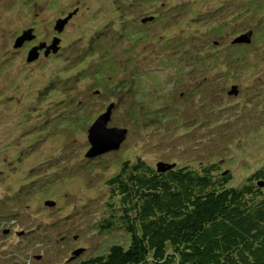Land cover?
I'll return each mask as SVG.
<instances>
[{"label":"rangeland","instance_id":"obj_1","mask_svg":"<svg viewBox=\"0 0 264 264\" xmlns=\"http://www.w3.org/2000/svg\"><path fill=\"white\" fill-rule=\"evenodd\" d=\"M114 1H125L127 29L144 33L145 44L109 30L95 43V27L113 20L121 33L125 24L111 0H0V264H73L124 241L123 232L97 231L105 181L123 160L194 168L216 161L231 173V187L264 162V0ZM70 12L57 34L55 22ZM149 15L155 18L146 22ZM29 30L34 37L14 48ZM249 32L250 70L222 82L232 40ZM54 37L57 51L43 56ZM174 49L208 65L177 82L161 63ZM108 109L107 128L126 130L125 140L117 151L86 158L87 131Z\"/></svg>","mask_w":264,"mask_h":264},{"label":"trees","instance_id":"obj_2","mask_svg":"<svg viewBox=\"0 0 264 264\" xmlns=\"http://www.w3.org/2000/svg\"><path fill=\"white\" fill-rule=\"evenodd\" d=\"M111 1L115 7L116 2ZM119 6H124V9ZM119 6L114 8L113 16L125 22L121 33L109 26L110 23L114 25V21L110 20L104 25V30L95 27V43L101 32L109 30L116 35L115 39L125 36L145 44L147 37L144 33H135V29L129 32L127 29L131 19L125 18V1ZM160 6L165 8L166 3ZM161 13L164 16L170 11L164 9ZM161 13L157 12V15ZM69 14L71 12L62 19ZM154 18L149 15L145 20L150 22ZM157 20L165 22L161 16ZM221 35L222 29L219 34L216 32V36ZM251 36L249 43H235L239 36L232 40L222 82L236 77L233 73L237 69L240 74L250 70L251 62L243 47L251 43ZM209 48L213 49V46L210 44ZM109 50V45H106L102 52L108 53ZM177 52L179 50L174 49L169 55L167 53V59L161 62L165 65L163 72L172 71L177 82L185 77L194 78L203 64L208 65L202 61L204 56L200 58L198 55L196 61H200L191 64L180 58ZM205 54L216 57L211 50L205 51ZM181 61L185 65H180ZM209 63V69L216 70L214 59ZM205 81L203 77L197 80ZM189 87L188 83L185 94ZM71 138L69 136L68 140ZM163 164L167 167L165 171L158 170L156 165H150L140 156L119 162L117 171L105 181L107 198L97 231L125 233V240L111 244L101 255H91L73 264H264V162L236 187L228 186L231 173L221 171L216 161L196 168L188 164ZM47 202L50 201H46L44 206ZM16 223L12 219V226ZM17 235L23 236L22 231ZM36 247L39 248V245ZM26 262L31 263L26 260L22 264Z\"/></svg>","mask_w":264,"mask_h":264},{"label":"water","instance_id":"obj_3","mask_svg":"<svg viewBox=\"0 0 264 264\" xmlns=\"http://www.w3.org/2000/svg\"><path fill=\"white\" fill-rule=\"evenodd\" d=\"M72 14H69L64 19H59L55 22L54 25V31L57 33H61L69 19H71ZM150 20V19H149ZM142 22H145L143 20ZM31 31H27L23 34L22 37H18L16 39L15 47H20L24 41H29L34 36H30ZM251 36V33H247L246 35H243L242 37L237 38L234 42L235 43H249V38ZM59 43V39L54 38L52 40V43L49 48L46 49L45 55L48 54L50 50L55 54L57 51L56 45ZM44 48V45H39V48H33L31 49L30 57H28V61H34L37 58L36 51L39 49L41 50ZM48 50V51H47ZM235 87L232 88L230 91V94H235ZM109 110L107 113L102 116L98 117V119L92 124V126L87 131V140L90 145V148L88 152L86 153V158H93L96 156H99L100 154L117 151L120 147V145L124 142L126 137V130H118L117 128H107V121L109 119ZM157 169L161 171H165L167 167H165V164L158 163ZM46 205L48 207L54 206L53 202H47ZM77 252H74V255H77Z\"/></svg>","mask_w":264,"mask_h":264},{"label":"flooded vegetation","instance_id":"obj_4","mask_svg":"<svg viewBox=\"0 0 264 264\" xmlns=\"http://www.w3.org/2000/svg\"><path fill=\"white\" fill-rule=\"evenodd\" d=\"M40 54H41V53H40ZM40 54H39V55H40ZM42 54H43V53H42ZM43 56H44V54H43ZM45 57H46V56H45Z\"/></svg>","mask_w":264,"mask_h":264}]
</instances>
